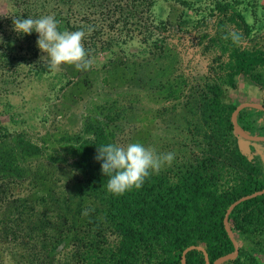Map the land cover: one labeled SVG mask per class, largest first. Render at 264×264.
<instances>
[{
	"label": "trees",
	"instance_id": "trees-1",
	"mask_svg": "<svg viewBox=\"0 0 264 264\" xmlns=\"http://www.w3.org/2000/svg\"><path fill=\"white\" fill-rule=\"evenodd\" d=\"M88 1L114 6L111 26L127 34L129 25L145 17L147 30L139 24L137 31L152 48L148 56L126 55L117 52L121 44L114 34L106 41L92 36L100 43L86 49L87 70L62 64L69 78L67 101H84L86 107L76 115L65 103L60 115L71 114L78 128L55 121L43 135H33L0 126L1 222L23 235L24 264H182L190 246H202L209 262L203 251L192 249L186 264H213L234 251L224 225L229 206L264 189V142L235 133L231 118L238 104L228 98L240 76L264 90V30L247 20L248 12L264 5L260 0ZM160 1L180 6V31H196L206 62L199 77L186 71L177 32V43L156 38L157 30L167 29L151 17ZM55 19L60 31H86L65 16L56 13ZM25 36L37 43V33ZM13 44L7 43L10 51ZM97 49L107 51L102 65L94 60ZM237 123L264 136V111L245 108ZM127 131L157 153L174 152L175 160L140 189L116 195L107 190L108 177L95 157L98 146L119 144ZM229 224L239 255L223 264H264V195L237 205Z\"/></svg>",
	"mask_w": 264,
	"mask_h": 264
},
{
	"label": "rangeland",
	"instance_id": "rangeland-1",
	"mask_svg": "<svg viewBox=\"0 0 264 264\" xmlns=\"http://www.w3.org/2000/svg\"><path fill=\"white\" fill-rule=\"evenodd\" d=\"M211 1L206 0L205 4ZM260 2L264 5V0H260ZM179 8L180 6L165 1H160L153 8L151 17L167 24V29L156 31V38L164 37L167 42L177 43L175 37V32H177L178 37L181 38L180 49L186 71L199 77L206 68V62L199 53L200 47L195 42L196 31L191 27H189V32L180 31L177 23ZM251 12L247 13L248 22L256 29L260 28L262 32L264 30V9L258 8L257 12ZM56 13L68 18L74 26H84L86 31L82 29L85 32L83 44L86 49L93 48L92 42L100 41L98 37H101L102 41H106L113 34L121 44L116 48L117 52L120 50L126 55L134 53L148 56L149 53L146 51L152 48V45L146 43L140 32L137 31L139 24L140 28L147 30L144 28L146 18H139L140 23L129 25V34H127L126 30L118 29L123 27L114 28L111 26L117 18L116 10L112 5L101 7L88 0H71L70 3L60 0H0V126L12 131L25 130L33 135H43L56 122L58 125H65L68 129L70 127L78 128V125L71 122L73 120L70 118L71 114L66 117L60 115L63 114L61 113L62 109L65 110V103H71L76 115H80L86 107L84 101L79 103L67 101L69 78L63 76L62 65L55 68L50 66L49 69L47 58L41 59L47 54L37 47V43H33L32 38L28 40L25 35H18L14 31L13 21L17 18L26 17L25 15L38 18L49 14L55 17ZM121 32L123 34H119ZM95 35L98 37H92ZM9 40L14 41V51H10L7 47ZM98 49L94 60L100 59L98 63L102 65V62L107 60V51ZM228 98L238 105L243 102L262 104L264 90L250 82L248 78L240 76L238 88L229 89ZM127 133L128 131L119 137V145L122 147H126L129 143H136L137 139L128 136ZM18 192H13L7 197V200L14 199ZM23 192L25 191L23 190ZM4 218L5 213L0 209V264H24L26 258L21 257L24 247L19 246L23 235L18 236L14 229L8 230L7 225L1 222ZM260 258L264 263V256Z\"/></svg>",
	"mask_w": 264,
	"mask_h": 264
},
{
	"label": "clouds",
	"instance_id": "clouds-1",
	"mask_svg": "<svg viewBox=\"0 0 264 264\" xmlns=\"http://www.w3.org/2000/svg\"><path fill=\"white\" fill-rule=\"evenodd\" d=\"M13 23L18 35L38 34L37 47L47 54L41 59L47 58L49 66L68 64L78 70L89 68L91 61L87 59L88 52L83 44V30L60 31L59 21L51 14L17 18ZM231 39L234 43L239 42L235 33H231ZM95 159L101 162V171L108 177L107 190L120 195L133 188L140 189L151 174H159L162 168L171 166L175 153H157L139 142L129 143L126 147L107 143L98 146Z\"/></svg>",
	"mask_w": 264,
	"mask_h": 264
},
{
	"label": "water",
	"instance_id": "water-1",
	"mask_svg": "<svg viewBox=\"0 0 264 264\" xmlns=\"http://www.w3.org/2000/svg\"><path fill=\"white\" fill-rule=\"evenodd\" d=\"M245 108H254V109H257V110L264 111V104L252 103V102H243V103L239 104L236 107L235 111L233 112L232 118H231L235 133L239 137L243 138L244 140H248V141H252V142H264V136L251 135L248 132L244 131L242 128H240V126L238 125L237 116H238L239 112L241 110L245 109ZM262 195H264V189H262L260 191H257V192H254L253 194L244 196V197L238 199L237 201H235L234 203H232L229 206V208L227 209L226 214H225L224 225H225V229H226V231L228 233L229 238L231 239V241L234 244V251L229 253V254H227V255L221 256L218 259H216L213 262V264H223V263H225L227 261L234 260V259H236L238 257V255H239V243L237 242V240L235 238V234H234L233 230L230 227L229 216H230L231 212L233 211V209L237 205H239L240 203H242L244 201H247V200H250L252 198H256V197L262 196ZM192 249H198V250L203 251L205 253V256H206V261L209 262L208 261V257H207V253L205 252V250H204V248L202 246H190L183 252L182 264H186L185 255L187 254V252L189 250H192Z\"/></svg>",
	"mask_w": 264,
	"mask_h": 264
}]
</instances>
